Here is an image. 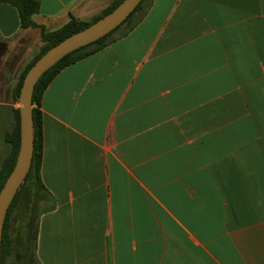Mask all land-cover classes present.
<instances>
[{
  "label": "crops",
  "instance_id": "crops-1",
  "mask_svg": "<svg viewBox=\"0 0 264 264\" xmlns=\"http://www.w3.org/2000/svg\"><path fill=\"white\" fill-rule=\"evenodd\" d=\"M38 1L29 28L0 1V109L40 27L113 0ZM39 109L47 195L32 256L14 234L3 264H264V0H146Z\"/></svg>",
  "mask_w": 264,
  "mask_h": 264
},
{
  "label": "trees",
  "instance_id": "trees-1",
  "mask_svg": "<svg viewBox=\"0 0 264 264\" xmlns=\"http://www.w3.org/2000/svg\"><path fill=\"white\" fill-rule=\"evenodd\" d=\"M0 1L9 3L17 9L20 19V25L22 28L39 27L33 20V15L37 14L40 9L38 0ZM121 1L122 0H113L104 10H102V12H100V14L90 20L72 18L68 23L51 32H46L42 27H40V41L42 43L41 47L34 55V57L30 60V62L24 67L17 83L12 88L10 95L11 100L13 102L18 101L19 90L26 72L44 52H46L50 47L60 42L65 37L83 29L90 23L104 16L114 7H116ZM145 1L146 0H142L137 5V7L129 14V16L111 32L95 40L94 42L86 44L66 54L53 66L43 72L35 83L32 93V103L35 105L32 107L33 155L29 170L27 171L22 183L18 187L6 212L1 239V264H3L5 253L8 252L9 254H12L14 252L13 243H15V240H13V236L11 237V232L9 230L10 219L14 218V215H16L14 218L17 223L16 227L19 228V232H16L15 235L22 239L26 254H30L32 256L33 253V248L38 233V219L35 210L40 201L44 200L47 195L40 175L41 156L43 149V132L41 112L39 107L40 100L45 88L56 76V74L67 65H70L92 53L101 50L106 45L113 42L117 37L127 34L141 19L143 4ZM11 110L13 114V126L4 135V141L11 146V151L3 159V162L0 166V188L2 187L6 177L13 168L19 147V111L18 108H11ZM15 209H17V212L16 214L12 215Z\"/></svg>",
  "mask_w": 264,
  "mask_h": 264
},
{
  "label": "water",
  "instance_id": "water-1",
  "mask_svg": "<svg viewBox=\"0 0 264 264\" xmlns=\"http://www.w3.org/2000/svg\"><path fill=\"white\" fill-rule=\"evenodd\" d=\"M142 0H122L110 12L44 52L26 72L18 95L19 147L12 170L0 188V264L2 229L8 206L29 170L33 155L32 93L38 78L66 54L103 37L120 25Z\"/></svg>",
  "mask_w": 264,
  "mask_h": 264
},
{
  "label": "rangeland",
  "instance_id": "rangeland-1",
  "mask_svg": "<svg viewBox=\"0 0 264 264\" xmlns=\"http://www.w3.org/2000/svg\"><path fill=\"white\" fill-rule=\"evenodd\" d=\"M3 77L2 80L4 81V83H1L3 85H1L2 87L7 88L8 85H12L13 83V76H12V72H11V68L6 65L3 68ZM8 98V97H7ZM18 102H17V107H18ZM13 126V114H12V110L11 107H4L0 109V166L3 162V159L6 157V155L11 151V146L6 143L4 141V135L7 131H9ZM41 206L43 207L42 204L39 203V205L36 208V213H37V219L39 216V213L41 212ZM17 209H15L12 213V215L16 214ZM16 215H14L15 218ZM14 218L10 219V227L9 230L11 232V235L16 234V232H19V228L16 227L17 223L14 220ZM15 256H11L6 258L5 260V264L10 263V261H14ZM33 264H36L35 262Z\"/></svg>",
  "mask_w": 264,
  "mask_h": 264
}]
</instances>
